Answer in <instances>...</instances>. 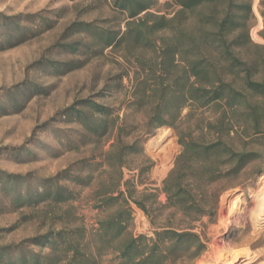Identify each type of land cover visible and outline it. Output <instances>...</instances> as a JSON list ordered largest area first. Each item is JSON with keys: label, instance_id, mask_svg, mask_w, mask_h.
<instances>
[{"label": "trees", "instance_id": "obj_1", "mask_svg": "<svg viewBox=\"0 0 264 264\" xmlns=\"http://www.w3.org/2000/svg\"><path fill=\"white\" fill-rule=\"evenodd\" d=\"M172 1L176 10L167 17L150 11L152 0H112L126 14L125 30L102 32L105 47L155 53L137 89L140 102L150 105L146 127L148 133L171 128L182 147L161 187L138 190L133 177L124 178L125 158L140 142L123 143L121 125L101 153L96 180L63 172L71 183L91 187L85 203L97 212L93 225L79 223L75 192L54 178L21 190L16 175L2 176L15 208L42 204L43 218L61 226L0 245V264H194L206 251L203 219L215 222L221 194L264 157V21L249 27L252 0ZM147 161L137 177L153 166ZM132 205L149 218L152 236L133 232ZM28 244L49 250L34 252Z\"/></svg>", "mask_w": 264, "mask_h": 264}, {"label": "rangeland", "instance_id": "obj_2", "mask_svg": "<svg viewBox=\"0 0 264 264\" xmlns=\"http://www.w3.org/2000/svg\"><path fill=\"white\" fill-rule=\"evenodd\" d=\"M252 5L248 25L254 29L264 21V0H252ZM174 10L172 0H152L153 13L169 17ZM126 18L112 0H0V182L5 175H16L24 190L40 188L38 183L54 178L75 192L79 223L88 226L97 218L96 210L85 203L91 187L65 177L90 174L96 180L103 169L101 153L115 141L120 125L123 143L140 142L138 152L126 156L123 168L124 178L133 177L138 190L160 188L182 149L170 128V141L164 143L169 159L161 171L156 168L163 162L162 152L146 151L147 138L158 129L148 133L150 105L146 99L140 102L137 89L148 68L145 62L153 61L155 53L134 46L105 47L102 34L113 31L120 36ZM19 39L22 42L15 44ZM89 101L103 106L104 112H95ZM104 122L105 132L93 131ZM147 159L153 166L137 177ZM263 170L264 157L249 163L237 184L221 194L215 222L203 219L207 249L194 264L207 255L214 258L213 264H227L221 255L225 248L235 264L264 260V226L254 227L249 217L255 208L250 189L257 186ZM240 195L245 204L227 216L230 202ZM10 200L0 185V245L21 244L60 228V223L43 218L42 204L15 208ZM132 209L133 232L152 236L149 218L140 210L146 219L141 222L138 208L132 205ZM28 249L49 250L36 244H28Z\"/></svg>", "mask_w": 264, "mask_h": 264}, {"label": "bare ground", "instance_id": "obj_3", "mask_svg": "<svg viewBox=\"0 0 264 264\" xmlns=\"http://www.w3.org/2000/svg\"><path fill=\"white\" fill-rule=\"evenodd\" d=\"M171 137V130L168 127H161L158 128L157 132L155 134L150 135L146 142H145V148L146 151L153 155H158L160 152H162V163L160 166H157V171H161L164 167V163L169 159V154L166 151L165 144L170 141ZM159 157V156H158ZM160 159V158H159ZM250 196L251 200L254 202L255 208L253 209L252 213L250 214V222L253 223L254 227L260 228L264 226V170L263 172L258 176L257 180V186L255 188L250 189ZM245 204L244 196H236L232 199L228 206V212L227 216H233L235 213H237L238 210L241 209V207ZM139 219L141 222H145L146 219L142 215L141 211L138 209ZM140 222V223H141ZM224 223V220L222 219L220 221V225ZM144 226V225H143ZM229 250L226 248L222 251V254L224 258L227 259V264H235L234 259L229 258ZM213 253V252H212ZM213 259L210 255H207L204 257L203 260H201L198 264H213ZM217 264V262L215 263ZM257 264H264V260H260Z\"/></svg>", "mask_w": 264, "mask_h": 264}]
</instances>
